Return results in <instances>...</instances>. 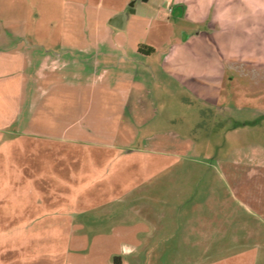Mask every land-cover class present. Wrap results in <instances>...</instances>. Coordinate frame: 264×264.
I'll return each instance as SVG.
<instances>
[{
    "label": "rangeland",
    "instance_id": "1",
    "mask_svg": "<svg viewBox=\"0 0 264 264\" xmlns=\"http://www.w3.org/2000/svg\"><path fill=\"white\" fill-rule=\"evenodd\" d=\"M66 11L65 0H0V19L27 18L43 46L60 44ZM255 11L257 20L241 33L202 37L170 55L177 84L147 73L148 93L136 113L132 98L126 115L139 127L149 122L142 126L149 132L117 136L118 149L71 144L73 129L48 137L50 144L30 140L34 145L16 131V120L10 125L0 117V127L12 129L0 132V264H113L116 255L122 264H226L242 251V264H264V0ZM180 31L173 17L171 26H154L142 41L155 42L159 58ZM86 72L58 70L63 82L42 84L38 93L70 95L58 114L68 106L80 114L95 109L96 95L88 101L81 92L96 91L98 81L77 85ZM101 157L111 163L104 165L105 181H96L99 169L88 161L101 164ZM115 169L138 178L110 180Z\"/></svg>",
    "mask_w": 264,
    "mask_h": 264
},
{
    "label": "crops",
    "instance_id": "2",
    "mask_svg": "<svg viewBox=\"0 0 264 264\" xmlns=\"http://www.w3.org/2000/svg\"><path fill=\"white\" fill-rule=\"evenodd\" d=\"M105 3V0H65L67 13L62 19L63 27L57 35L61 39L58 46H43L36 41L40 33L36 30L29 32L27 18L0 19V80L4 81L0 83V117L4 123L8 119L7 124L10 125L16 120V131L27 138L28 143H32V139L42 142L46 139L50 140V144L53 137H64L63 135L73 129L75 132L68 137L72 140L69 142L71 144L83 143L101 151L118 149L115 147L117 136L136 135L142 131L140 128L145 129L143 125L147 126L149 123L146 121L148 123L139 127V121L134 120L132 123L126 115L127 104L132 98L136 102L132 110L136 113V105L141 98L146 97L147 83L152 80L147 77V73L153 77L161 72L156 76V81L164 80L160 77L164 76L177 84L180 76L175 72L177 68L169 65L170 55L175 53L178 56L181 48L202 37H232L241 33V30L247 28L248 22L257 20L251 16L258 9L259 0H212L211 3L209 0H142L130 5H127L128 2L109 0V3ZM129 9L133 12L129 13ZM124 10L128 11L126 27L120 29L112 26L110 19ZM34 17L36 21L39 20L38 14L35 13ZM173 17L176 24L181 25L180 40H175L176 44L172 48L164 50L156 58L161 49L155 42L142 41V38H148V32L154 26H171ZM137 28L140 30L136 32V37L129 40L132 29ZM140 45L152 47L154 52H141ZM73 66L87 69L86 76L83 77L86 79L77 84L79 87L93 86L96 80L99 85L96 91L90 88V91L87 89L88 91L81 92L82 95H87L88 101L96 95L98 102L95 109H84L83 116L77 109L69 106L58 114L60 104L67 103L70 95L66 94L67 98H45L42 97L46 91L44 88L38 93L42 84L50 87L49 89L59 85L64 78L55 76L54 73ZM11 75L16 78L15 82L6 80ZM91 77L94 78L92 81ZM88 92L92 93L90 97ZM13 95L11 106L9 104ZM142 111L146 112L145 109ZM80 119H88V122L84 124ZM10 125L0 127V132H10ZM148 132L145 129L142 134ZM59 133L61 136H57ZM118 155L123 156L122 159L127 158L124 154ZM93 159L96 163L92 162ZM88 163L89 166L94 165L96 170L99 169L98 172L94 171L96 181H105L107 170H104V165L111 162L106 163L101 157V164L95 158H91ZM126 168L130 169V166ZM131 171L132 173L124 170V175H120L121 170L119 173L116 170L109 175L110 180L133 184L138 177ZM149 175L152 176L151 173ZM32 176L31 181L38 179V176ZM44 178L51 180L48 176ZM246 255V251H242L229 256L225 263L231 264L232 261V264H242Z\"/></svg>",
    "mask_w": 264,
    "mask_h": 264
},
{
    "label": "water",
    "instance_id": "3",
    "mask_svg": "<svg viewBox=\"0 0 264 264\" xmlns=\"http://www.w3.org/2000/svg\"><path fill=\"white\" fill-rule=\"evenodd\" d=\"M127 18H128V11L124 10V11L114 15L110 19L109 23L112 26H115V27L120 28V29H124L126 27V24H127Z\"/></svg>",
    "mask_w": 264,
    "mask_h": 264
},
{
    "label": "trees",
    "instance_id": "4",
    "mask_svg": "<svg viewBox=\"0 0 264 264\" xmlns=\"http://www.w3.org/2000/svg\"><path fill=\"white\" fill-rule=\"evenodd\" d=\"M139 49L141 52H144L146 54H151L154 52V49L152 47L145 46V45H140ZM112 262H113V264H122L123 263L120 255L114 256L112 259Z\"/></svg>",
    "mask_w": 264,
    "mask_h": 264
},
{
    "label": "clouds",
    "instance_id": "5",
    "mask_svg": "<svg viewBox=\"0 0 264 264\" xmlns=\"http://www.w3.org/2000/svg\"><path fill=\"white\" fill-rule=\"evenodd\" d=\"M212 0H209V3H211ZM242 19V18H241ZM122 250L125 252V253H130L132 251L131 248H129L127 245H124L122 246Z\"/></svg>",
    "mask_w": 264,
    "mask_h": 264
}]
</instances>
